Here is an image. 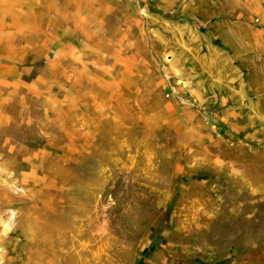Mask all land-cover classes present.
<instances>
[{"label": "rangeland", "instance_id": "1", "mask_svg": "<svg viewBox=\"0 0 264 264\" xmlns=\"http://www.w3.org/2000/svg\"><path fill=\"white\" fill-rule=\"evenodd\" d=\"M0 25V264H264V0H0Z\"/></svg>", "mask_w": 264, "mask_h": 264}, {"label": "crops", "instance_id": "2", "mask_svg": "<svg viewBox=\"0 0 264 264\" xmlns=\"http://www.w3.org/2000/svg\"><path fill=\"white\" fill-rule=\"evenodd\" d=\"M0 28L3 30L4 28H6V26L5 25H0ZM17 36L18 35H16V34H13V35L10 34L9 35L8 40H9L10 46H15L16 40H17ZM226 40H228L227 41V46H228V49L230 50L232 55L245 56V55L251 54L249 52V48L248 47H246V49H245V45L248 44V43H246L248 41L247 38H245V37H242V38L230 37V39H228V37H227ZM10 50L13 51V48H10ZM12 51H10V52L11 53H15V54H19V52L17 53L15 50L13 52Z\"/></svg>", "mask_w": 264, "mask_h": 264}]
</instances>
